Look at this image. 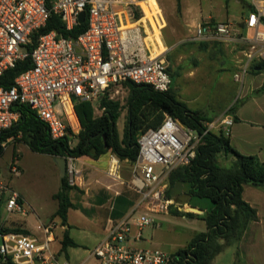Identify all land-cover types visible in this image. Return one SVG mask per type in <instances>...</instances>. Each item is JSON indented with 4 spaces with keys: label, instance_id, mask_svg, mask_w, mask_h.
<instances>
[{
    "label": "built area",
    "instance_id": "2783aa9c",
    "mask_svg": "<svg viewBox=\"0 0 264 264\" xmlns=\"http://www.w3.org/2000/svg\"><path fill=\"white\" fill-rule=\"evenodd\" d=\"M147 1L53 0L49 5L46 0H0V83L5 72L19 61L31 57L33 62L31 69L16 78L12 88L5 89L0 84V143L4 132L20 118L16 105L29 106L47 125L52 138L59 140L81 130L76 102L99 105L113 88L128 82L169 92L172 77L168 59L152 42L155 30L151 24L149 28L143 17V4ZM250 6L244 28L253 31L251 37H244L242 28L232 23L213 19L194 28L196 40L250 43L251 50L234 76L240 83L252 68L264 64V0H252ZM83 12L88 26L77 38H65L52 31L41 35L31 52L27 50L32 37L47 26L53 14L67 31H73L82 25L79 18ZM138 13L142 14L140 19L136 17ZM156 26L163 28L160 22ZM233 123L230 116L221 120L227 135ZM209 131L207 128L200 134L166 115L158 129H149L140 136L139 155L131 163L132 176L127 184L139 200L125 218L109 220L106 238L88 251L84 263L90 259L97 260V264L172 263L171 254L136 244L143 239L145 228L157 225L149 213L168 214L177 205L166 197L170 174L196 159L198 147ZM4 143L7 142L1 145ZM64 158L69 185H81L79 158ZM121 168V160L112 155L108 177L123 183ZM0 200V264H72L61 257V250L54 249L58 242L55 223L38 224L35 233L4 231L13 214L28 212L20 196L9 191L1 179Z\"/></svg>",
    "mask_w": 264,
    "mask_h": 264
},
{
    "label": "trees",
    "instance_id": "16d2710c",
    "mask_svg": "<svg viewBox=\"0 0 264 264\" xmlns=\"http://www.w3.org/2000/svg\"><path fill=\"white\" fill-rule=\"evenodd\" d=\"M51 5L53 0H46ZM250 9L251 6H250ZM137 19L142 17L137 14ZM87 21L78 25L73 31H67L57 15H52L47 26L36 33L26 47L32 51L41 35L52 31L65 38H77L87 29ZM244 27V26H243ZM33 67L31 57L19 61L16 66L5 72L1 86L10 89L16 78ZM261 68L260 70H256ZM264 71V64L252 68L253 73ZM130 89L127 104V122L121 136L118 128L123 113L120 102L105 96L99 108L101 116H96L95 107L90 102H76L75 108L81 130L73 136L54 140L47 125L37 114L25 105H16L20 113L19 120L6 132L1 143L9 138L23 141L33 152L50 155L54 158L67 156L100 160L107 154L116 155L121 161L136 162L139 155V138L149 129H158L165 116L170 115L185 127L203 134L207 121L200 113L190 110L186 104L177 101L169 92L161 93L147 85L125 83ZM238 106L232 109L235 113ZM70 133V132H69ZM77 144L72 146V140ZM0 143V157L4 152ZM233 156L230 167L220 164L221 157ZM264 188V162L256 155H244L231 144L230 137L221 129L217 133L209 131L198 147L196 159L188 166L175 169L169 177L166 197L174 199L179 207L189 204L203 214L181 211L172 206L170 213L174 216L200 219L206 223L207 231L199 233L184 248L171 254V264H212L217 255L234 240H240L252 223L259 221L258 211L244 199L246 186ZM79 190L70 186L67 177L61 178V188L54 198L58 201L56 215L67 224L68 212L78 207L71 202L70 192ZM135 204L127 194L115 200L112 217L122 216ZM3 203L0 200V220ZM4 231L21 232L20 229L4 228ZM77 247L76 242L66 231L62 241V250Z\"/></svg>",
    "mask_w": 264,
    "mask_h": 264
},
{
    "label": "rangeland",
    "instance_id": "374dc122",
    "mask_svg": "<svg viewBox=\"0 0 264 264\" xmlns=\"http://www.w3.org/2000/svg\"><path fill=\"white\" fill-rule=\"evenodd\" d=\"M251 2L252 0H157L159 10L155 17L162 14L167 24L165 29L171 28L172 30L171 38L167 41L169 48L172 45L174 46L173 51H169L167 57L170 63V71L174 75L175 70L178 72L174 76L176 81H178L179 76H181L182 81H185L189 73L194 76V81L187 80L189 83L176 85L177 97L180 98L182 90L184 91L186 88H190L191 85L200 83L201 79L205 82L208 81L205 86L201 84V87H205L208 92V109L211 111H217L219 108L231 103L234 97L243 95L246 87L243 90L241 85H235L233 80L235 81L234 76L240 71L245 61V55L240 56L238 49L233 50V46L206 45L202 47L197 43H189L187 38L193 24L209 18H212L215 22H229L235 25L247 15ZM143 17L146 18L145 15ZM159 18L161 21V17ZM146 21L148 22L147 18ZM238 24L243 28V21ZM231 55L235 59V68L231 72L232 77L226 75L227 83L221 84L217 77L226 71L225 66ZM235 90L236 96L233 95ZM194 94H196L195 90L189 92L188 95L191 97ZM106 96H109L111 100L120 102L123 106V113L118 123L119 131L123 136L127 122V104L130 89L126 85L117 86ZM240 102L242 101L236 100L220 118L207 119L204 125L212 132L217 133L219 130H223L220 125L221 120L231 114L232 109L237 107ZM204 104L206 102L202 98L193 102L191 106ZM93 106L95 107L96 116H101L102 111L98 103H93ZM204 113L206 114V112ZM76 142L77 140L73 139L71 145L75 146ZM3 149L4 152L0 157V179L9 191L20 196L23 208L28 212L26 215L13 214L5 226L8 228L15 226L23 230L22 226L24 225V228H27L28 231L35 233L38 224L49 225L55 223L57 225L55 233L58 242L54 244V249L61 250V257L68 259L72 264H81L88 258V253L75 254L73 253L74 247L62 250L64 234L67 231L69 235L75 238L80 244L81 252L94 249L99 241L107 235L103 223L105 222L106 225L108 223L109 204L102 208L91 209L96 204L95 199L98 191L96 189L95 191L93 189L89 190L87 174L85 173L84 181L86 185L84 189H80L81 187L77 185L79 190L74 189L70 192L71 202L78 208L69 210L67 224H63L62 218L56 215L59 205L54 196L61 188V175L55 159L50 155L33 152L23 141L16 139L4 143ZM233 162V156L220 158V164L224 167H230ZM78 167L84 171L88 169L83 163H79ZM86 190H88V194ZM182 210L192 212L187 210L186 207H183ZM149 217L157 224L161 223L162 227L153 224L145 228L143 234L146 240L137 244L139 248L160 249L167 253H173L191 242L195 230L202 231L205 228L204 223L197 220L183 219L171 213L165 215L149 213ZM13 221L15 223L20 222L21 225H10ZM253 224L249 226L240 240H234L233 242L238 245L234 261L232 260L234 264H252L254 261H258L256 258L248 257L245 249V243H249L255 236L256 228L252 227ZM86 264H97V260L90 259ZM255 264H258V262ZM262 264H264V261Z\"/></svg>",
    "mask_w": 264,
    "mask_h": 264
},
{
    "label": "crops",
    "instance_id": "0c3cea01",
    "mask_svg": "<svg viewBox=\"0 0 264 264\" xmlns=\"http://www.w3.org/2000/svg\"><path fill=\"white\" fill-rule=\"evenodd\" d=\"M143 8H144V12H145V16L148 19V22L146 20L147 25L150 28V24L153 25L155 27L154 24V16H156L155 14H157V11L159 10V5L157 3V0H149L148 4H143ZM248 14V13H247ZM163 19L160 21V18ZM159 17H155L156 20V24L158 23V21L160 22V24L163 26L162 30H159V28L156 26L154 28L155 30V37L152 39V42L154 43V45L156 46L158 52H165L166 57H168V52L169 51H173L174 46H168L167 41L170 40L171 38V28L170 29H165L167 27V24L162 16V14ZM247 18V15L244 16V18L241 20L243 21V25L245 26V20ZM212 19V18H209ZM207 20V19H206ZM205 21V20H203ZM200 21L198 23H195L191 26L192 30H189V35L187 38V41L189 43H197L200 46H206V45H221V46H225V47H229V46H233V50L236 48L239 51V55L241 56L246 55L250 50H251V45L248 41L246 40H234L233 42H224V41H219V40H196L194 38V28L199 25L201 22ZM241 21L237 22L235 25L238 26L239 28H242L241 25H239L238 23H240ZM158 28V29H157ZM243 30V36L246 37H251L253 35V31L250 30H246L244 27L242 28ZM168 59V58H167ZM169 62V60H168ZM234 62V63H233ZM235 68V59L234 56L232 58V55L229 56L226 66H225V72L221 73L220 75H218L217 79L220 81L221 84H226L227 80L225 79V76H231L232 77V71ZM170 63H169V72L170 75L172 77V86L170 89V93L174 96V98L179 101L182 102L184 104L187 105V107L195 112L200 113L206 120L207 119H211V118H220L222 116V114L230 107L232 106V104H234V102L236 100L239 99L240 104L238 105L237 110L235 111V113H231L228 116H230L233 120L234 123L233 125L230 127V132L228 134V136L230 137L231 140V144L232 146L239 151L240 153L244 154V155H256L260 158L261 161L264 162V71H261L259 73H250V75H248L247 78L248 81H246L247 79L245 78L243 83H236V81L233 80V83L235 85H241V88H245V91L243 92V95L237 97L236 96V90L233 92V95H235L236 97H234L233 101L231 103H229L226 106H223L221 108H219L217 111H211L208 105V92L206 90L205 87H201V84L203 86H205V84L208 82L205 80L199 81L200 83H197L196 85H191L190 88H186V90H182L181 92V97H177V94L175 92L176 89V85L177 84H181V83H189V81L187 82V80L190 81H194L193 78L194 76H192L191 73L188 74L187 79L185 81L181 80V76H179L178 81L175 80V75L176 73H178L176 70L175 75L174 73L172 74V72L170 71ZM257 70V69H256ZM247 82V83H246ZM195 90L194 95H192L191 97L188 95L189 92ZM200 92H198V91ZM204 98L206 104L204 105H193V107L191 106V104L193 102H196L200 99ZM206 112V114L204 113ZM210 112H212V114H210ZM216 114V115H214ZM11 138H9L7 141L5 142H10ZM77 144V142L75 143V145ZM28 147V146H27ZM111 154H107L104 157H102L100 160H91L89 158H80L79 162H78V166L79 163H83L84 165H86L88 167V169L86 171H84L83 169H81L82 171V176H83V180H82V184L79 185V187H81L80 189H84V186L86 185L85 181H84V174H87V180H88V185H89V190L93 189V191H98L96 199H95V205L92 206V210H94L95 208H102L103 206L109 204L110 207V212H109V218H108V222L109 220H120L125 218L131 211V209L137 204L138 200H139V195L137 193H135L134 191L130 190L128 187V183L131 180V163L129 164V162L127 160L125 161H121V177L123 179V183L121 182H115L112 179H110L107 175V169H108V164H109V160L111 158ZM53 159H55L53 157ZM60 172V170H59ZM61 175V173H60ZM62 178V176H61ZM86 193L88 194V190H86ZM122 194H127L129 196V199L134 201L135 204L128 209V211H126L122 216H117L115 218L112 217V212L114 210V206H115V200L117 197H119ZM244 199L254 208L257 209L258 211V217H259V221L257 223H254L252 227L256 228V232H255V236L253 237V239L248 243L246 242L245 245V249H246V254H248V257H252V258H256V260L258 261H254L255 263L258 262V264H260L261 262L263 263L264 261V188H258V187H254V186H246L245 190H244ZM174 200V199H173ZM175 201V200H174ZM177 205L175 207H178L181 211L183 207H186V209L188 210L191 206L189 204H184L183 207H179L180 204L176 203ZM85 210H87L86 207H84ZM188 212V211H187ZM170 213V212H169ZM168 213V214H169ZM198 214H203V213H198ZM158 215V214H157ZM165 215V214H163ZM183 219H190V218H186V217H182ZM191 220H197L201 223H204V229L202 231H197L195 230L193 235H192V239L191 241L195 238L196 235H198L199 233H203L207 231V226L206 223L200 219H191ZM159 222V221H158ZM14 225V224H20V222L15 223L14 221L11 222L10 225ZM23 225V224H22ZM105 222L103 223V226L107 232V227H108V223L105 226ZM158 227H162L161 223L157 224ZM23 230L21 231H28L27 228H24L25 226L23 225ZM157 227V226H156ZM16 227H10V229H15ZM71 236V235H70ZM71 238L76 242L77 247H74L73 253H88V251L83 250V252H81V248H80V244L75 240V238H73L71 236ZM106 238V235L99 241V243H101L104 239ZM144 234H143V239L138 242L141 243L143 241H145L146 239H144ZM98 243V244H99ZM137 243V244H138ZM97 244V245H98ZM136 244V246H137ZM138 247V246H137ZM186 247V246H185ZM180 248H184V247H180ZM179 248V249H180ZM148 249V248H147ZM178 249V250H179ZM160 250V249H157ZM163 251V250H161ZM238 251V245L237 243H230L228 246H226L223 250V252H221L219 255H217L215 257V259L213 260L212 264H234V255L235 252ZM165 252V251H163ZM176 252V251H175ZM173 252V253H175ZM167 253V252H166ZM173 253H168V254H173ZM73 255V254H72ZM251 258V259H252ZM233 260V261H232ZM85 261V260H84ZM84 261L81 264H86V262L84 263ZM253 262V261H252ZM252 264H255V263ZM261 263V264H262Z\"/></svg>",
    "mask_w": 264,
    "mask_h": 264
},
{
    "label": "water",
    "instance_id": "95a60500",
    "mask_svg": "<svg viewBox=\"0 0 264 264\" xmlns=\"http://www.w3.org/2000/svg\"><path fill=\"white\" fill-rule=\"evenodd\" d=\"M79 21L81 24H84L85 21H86V14L85 12L81 13L80 15V18H79ZM261 68H257V70H260ZM55 162L60 170V173H61V176L64 177L66 175V167H67V161L65 158H55ZM188 210H191L192 212L194 213H202V211L196 209V208H193V207H190Z\"/></svg>",
    "mask_w": 264,
    "mask_h": 264
},
{
    "label": "bare ground",
    "instance_id": "6f19581e",
    "mask_svg": "<svg viewBox=\"0 0 264 264\" xmlns=\"http://www.w3.org/2000/svg\"><path fill=\"white\" fill-rule=\"evenodd\" d=\"M149 1V0H148ZM148 1L147 2H145L144 4H148ZM142 24H143V21H142ZM152 24V23H151ZM154 24H155V27H156V20H155V16H154ZM154 27V26H153ZM154 27V28H155ZM158 29V28H157Z\"/></svg>",
    "mask_w": 264,
    "mask_h": 264
}]
</instances>
